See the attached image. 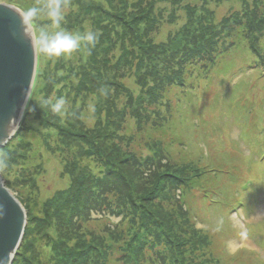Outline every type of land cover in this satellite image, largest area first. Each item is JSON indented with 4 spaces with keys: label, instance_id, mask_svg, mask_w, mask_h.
<instances>
[{
    "label": "rangeland",
    "instance_id": "1",
    "mask_svg": "<svg viewBox=\"0 0 264 264\" xmlns=\"http://www.w3.org/2000/svg\"><path fill=\"white\" fill-rule=\"evenodd\" d=\"M3 1L25 9L44 2ZM156 1L159 8L165 6L159 9V13L156 11L154 14V17H161L164 21L154 29L158 50L181 37L183 29L187 30V34L192 32L189 37L193 39L201 35V31L197 30L199 26L203 27L202 31L208 29L217 33L214 29L219 26L217 22L244 9V0ZM99 2L107 4L106 0H64L67 15L62 26L73 32H82L84 19L88 17L84 10L90 11L104 4ZM256 4L260 10L253 12L258 15L254 27L260 23L264 26V0H249L250 6L254 7ZM190 5L205 6L201 7L205 13L210 10L211 14L214 12L215 23L204 21L199 16L202 20L194 26L197 31L187 27L186 17L193 10ZM79 6L84 7L83 12H79ZM185 8L188 10L184 13ZM69 16L74 17L73 22L72 19L69 21ZM211 16L207 18L213 21ZM169 18H175V23L165 21ZM102 24L107 25L108 20L104 19ZM149 25L150 23L147 27ZM92 28L100 33L99 41L104 40L103 30L98 22L96 28ZM247 28L232 27L226 30L229 35H223L219 45L216 43L210 51L211 55L212 52L214 56L217 54L214 66L209 68L210 64L204 65L210 61L208 54L205 61L199 58L193 60L185 68L182 81L177 85L171 84L160 102L151 104L148 109L147 104L151 99L146 95L147 89L136 87L133 80L126 81L122 86H129L133 90V97L141 98L139 101L142 103L136 105L137 110L142 112L141 105L146 107L143 114H148L154 123L165 125V134L161 136L158 133L156 136L146 135L141 138L134 134V127L131 134L126 135L130 141L133 139L134 144L123 145L140 154L132 157L126 184L120 181H111L108 184L105 173L96 170L99 174L97 178L102 180L92 182L95 188H81L83 193L86 191L85 196H97L98 193L106 191L103 189L98 192L102 183L106 182L109 190L111 187L114 191L117 185L120 188L118 192L111 193L115 199L106 196L99 203L87 201L85 208L78 204L80 207L73 209L71 204L75 202L72 197V203L59 209L56 214L53 210L47 211L44 204L52 200L57 192L71 190L72 170L79 172L81 164L86 162V159L82 160L85 153L84 143L82 140L78 143L75 140L79 138L78 135L87 132L94 119L89 113V105L84 103V96L88 101V95L79 89V74L80 65L85 64L87 58L92 56L90 52L94 47H83L70 57L49 59L39 53L30 97L34 98L35 104L44 107V111H41L39 117V109L35 107L37 111L31 113L33 103L28 105L19 129L7 143L11 142L10 148L14 151L15 147L21 150L25 141L35 140L39 145L33 146L31 153L36 155L31 156V164H18L14 152L5 153L4 150L0 154L4 173L9 176L13 187L18 189V194L30 201L32 213L41 216L45 226L40 234L35 231L37 223L31 226L29 236H24L20 252L23 250L25 254V249L28 248L26 256L36 264H45V260L50 264H70L68 258L72 259L73 253L80 252L83 243L96 244L99 249V244L107 245L102 241L106 239L111 244V250L119 248L120 245L124 251L116 253L118 264H188L195 261L196 264H264V31L261 37L254 39L259 41L260 52L257 56L256 49H249V41L244 38L239 41L235 39L242 32L246 33ZM168 58L165 57L163 62ZM98 60L99 58L96 62L100 63ZM102 65H94L96 72L101 75L104 72ZM151 70L157 75L163 73L157 69ZM58 81L59 83H55ZM50 84H53L52 88L49 87ZM61 96L67 101V111L62 116L53 113L50 105L44 103L49 98L54 102L55 98ZM80 113L78 119L85 121L81 125L76 120ZM24 128L32 130L34 135H28L30 132H24ZM160 136V140L170 143L164 144L168 145L170 151L163 150L157 138ZM118 137L110 135L108 144H118ZM137 139L143 143L137 145ZM120 140H125V136ZM70 142L73 144L71 146L75 145L72 148L76 152L72 158L63 157L59 148L64 146L66 149ZM89 165L95 166L96 163ZM218 169L221 170L220 173H209L204 177L206 181H198L194 188V184L183 186V189L171 184V187L166 185L159 192L162 182L172 183L170 175L186 177L185 180L188 181L192 177L197 178L202 171ZM152 173L157 175L155 179L150 178L154 185L145 186L147 180L142 176L148 178ZM108 177L112 178L111 175ZM4 180L8 178L5 177ZM154 188L158 194V201L155 203L157 207L166 208L168 202H171L173 212H169L175 214L170 217L173 222L185 219V211H189L187 222H190L189 231L193 235L172 237L169 232L168 238L160 240L162 227L149 225L143 228V222L152 224L153 218L144 219L139 215L144 211L140 197ZM89 190L91 191L88 192ZM205 194L211 195L213 202L203 200ZM128 195H132L134 200L129 199ZM30 208L27 205V211ZM81 209L84 211L79 213ZM155 212L157 211L154 210ZM165 215L170 216L168 213ZM47 216L51 221H45ZM29 228L28 224V230ZM50 241L52 244L48 243ZM19 259L14 257L11 264H17Z\"/></svg>",
    "mask_w": 264,
    "mask_h": 264
},
{
    "label": "trees",
    "instance_id": "2",
    "mask_svg": "<svg viewBox=\"0 0 264 264\" xmlns=\"http://www.w3.org/2000/svg\"><path fill=\"white\" fill-rule=\"evenodd\" d=\"M106 1L107 4H105L104 2H99V4L100 3H104V4H100L96 8H92L90 11L88 9L84 10V13L88 14L87 19L86 18L84 19L85 22L90 24L91 27L95 26V28H96V23L98 22V25L103 30L102 37H104V40L101 39V41H98V43L95 45L93 50L90 52L92 56L87 58L85 64L83 63L82 65H80L81 71L79 75L81 80L79 84V89L84 90V93L88 95L89 98L88 101L90 102L88 103V101L85 100L86 98L84 96V103H86V105H89V109L91 110L90 112L89 110H87L86 112H89L90 115H92L94 122L92 126L90 125L88 127L86 133H84L83 135L82 134L78 135L79 138L75 140L77 143L80 142L81 140L83 141L85 153L82 155V160L86 159V162L85 164H81V168L79 169V172L76 171L77 173H75L72 170L73 177L71 182L73 186H71V190L69 191L62 190L57 192L55 195H53L52 200L44 204L46 210L47 211L53 210L54 214H56L59 209H64L65 207H67L68 204H71L72 197L75 202L71 204V207L73 209H75L74 207L78 209V207H80L78 206V204L82 205L85 208L87 201L91 202L93 200L94 202L99 203L100 199L106 196H110L113 197V199H115L113 194L111 195V193H116L120 189L115 184H114L115 185V191H114L111 187L109 190L106 182L104 184L102 183L99 186L98 192L101 190L103 191V189H105L106 191L102 192L101 194L98 193L97 196H95V194L93 196L91 195L85 196V194L87 193L86 191L83 193V190H81V188L82 187L84 188V186L86 187L85 189L95 188L92 182L93 181L97 182L99 180H102V178H97V175L99 176V174L96 173V170L99 173L102 174L105 173L107 180H109L108 184H111V181L113 183L120 181L122 184H126V180L127 181L129 180L127 173L131 171L130 166H132L131 164L133 162L132 157L133 155L137 156V154H140L134 152V150L130 151L127 148H125L126 146L123 145V143L125 144L130 143L131 145L134 144L133 139L130 141V139L126 135L131 134L134 127H136L134 134L141 138H143L146 135L156 136L159 133L162 136L163 134H165V130H166L165 125L158 124L157 122L154 123L151 120V118L148 116V114L147 115L143 114L144 113L143 111L147 110L151 104L154 105L156 103H159L161 98L169 90L171 84L177 85L182 81L185 68H187L188 65L192 63L193 60L199 58L205 61L208 58L207 57L208 54V56L210 57V61L205 63L204 65L208 66V64H210L208 67L209 68L213 67L214 63L217 62V54L214 56L212 52L211 55L210 51L212 50V48L216 43L219 45L221 39L223 38V35H229L226 33V30H230L232 27L233 28L248 27L246 33L240 32L242 35L236 34L237 37L235 39L236 41H239L243 38L246 39V41H249V49L250 50L251 48L256 49L255 55L259 56V52H260L258 48L259 41L256 42L254 39L255 38L257 39L259 36L260 37L262 36L264 31V26H262V24L260 23L259 25H257L258 27L256 26L257 28L254 27L258 15H254L253 12L260 9H258L257 4L254 7L250 6L249 0H244L243 10H240L239 12H235L230 16L224 17L219 22H217V24L219 25L217 26L218 30L216 27L214 28L216 29L217 33H215V31L208 29L202 31L203 27L200 28L199 26L197 27V30L199 29V31H201V35L193 39L192 37H189V34L191 35L192 32L187 34V30L183 29L181 30V37L176 38L174 42L172 41L168 43L167 46H165V48L162 50H158V46L155 43L156 35L154 34V29L164 21H162L161 17H154V14L156 11L159 13V9L165 6H161L159 8L158 1L156 0H106ZM164 1H168V0H164ZM191 7L193 8V10L191 15L186 17L185 25L191 29L193 28L192 29L193 31H197L196 27L194 26L197 23H200L202 19L204 21L207 20V22H214L215 17L213 11L212 14H211V10L205 13L204 9L201 10V7H205V6H201V7L191 6ZM83 8L79 6L78 7L79 12H83L82 10ZM22 9L25 10L24 7H22ZM187 10L188 9L184 10V13ZM144 14H146L145 17L143 16ZM206 15L207 16L212 15L211 17L213 18V21L207 18ZM199 16L202 19L198 18ZM72 18L74 17L69 16L68 17L69 21H71L70 19ZM104 19L108 20L107 25L102 24ZM173 19L171 20L169 18L166 19L165 21L174 24L175 18ZM73 20L74 19H72L71 22H73ZM148 23H150V25L147 27ZM231 34L233 35L234 33L232 32ZM165 57H169V58L167 59V61L163 62V59ZM97 58H99L98 61L104 65V66L102 65V67L104 68V72L102 73L103 76L100 73H97L96 68L94 67V65L100 64L96 62ZM151 69H155V70L157 69L159 71H162L163 73L157 75V73ZM148 73H150L151 75H149ZM128 80H133L134 84L138 88L147 89L146 95H148V98L151 100H149L147 104L148 105L147 109L146 107H143V105H141L142 112L141 110H137L136 108V105L142 103V101L141 102L139 101L141 98L140 97L134 98L133 90L129 86H122ZM55 83H59V81ZM52 85L53 84H50L49 87L52 88ZM33 99L31 96L28 102V105H31L33 103L32 104L33 110L31 111V113L36 112L37 111L36 108H38L39 109L38 116L40 117L41 116L40 113L41 111L42 112L44 111V107L41 108L39 104H35L33 102ZM45 105L47 104L45 103ZM139 112H141V114L138 116ZM80 116L81 113L80 115H78L76 119L79 125L85 122L84 119L83 120L78 119L80 118ZM24 132H30L28 135H32V136L34 135L32 133L33 131L30 130L29 128L27 129L24 128ZM110 135L119 136L118 140L120 142L114 145L113 143H111L112 145L108 144V139ZM123 136H125V140L122 141L120 139ZM161 136L157 137L160 141L161 147L163 146V150L167 152L170 151L168 148V145L170 143L166 142L165 140H160ZM27 139H29V137H27ZM137 140H138L137 145L143 143L142 140L139 139ZM165 143H168V145H164ZM10 144L11 142L9 144H6L4 147H2L0 149V154L4 150L6 151L5 153L14 152L15 155L17 156L18 164H31L30 163V160L32 159L31 156L36 155L31 153V149L34 148L33 146L36 147L37 145H39L35 140L25 141V143H23L24 146L21 150H19L18 147H15L14 149L16 150L13 151L10 148ZM20 145L22 147V144ZM71 145H73L72 142H70L69 146L67 145L66 149L64 146L62 148H59L60 151H62L63 157L72 158V155H74L76 150L72 148L75 147V145L74 146ZM77 147L80 146L77 145ZM18 150L20 152H18ZM92 163H96V165L90 166L89 164ZM1 165L2 164H0V167ZM173 165H177V164H173ZM97 166L98 169H96ZM89 169H91L90 174H88ZM215 171L212 170L202 171L200 172L197 178L192 177L188 181L185 180L186 177H181L178 175H174V176L170 175V178L172 179L171 181L172 183H170L169 181H167L166 183L160 182L162 188L159 192L163 191L166 185H169L171 187V184L173 186L176 185L177 186L176 188L178 189H183V186L186 185L191 186V184H194L192 185V188H194L195 185H197L196 183L198 181L201 182L202 180H205L204 177H206L209 173L221 172V170L219 169ZM0 173L4 179L5 177L8 178V180H5L6 186L13 191L16 190L13 187V184L9 179V176L6 175L4 172H0ZM179 173L183 174V172H179ZM108 175H111L112 178H109ZM156 176H157L156 173H152L148 178L146 176H142L144 180H147L145 186L146 185L153 186L154 182H152L150 178L153 177L152 179H155ZM158 179L161 180L160 178ZM89 184L91 185L89 186ZM74 189H77V191L74 192ZM144 189L146 190V187ZM90 191L91 190H89L88 192ZM156 191H157L156 188H154L151 191H146L147 193H145L143 196L140 197L143 203L142 207L144 211L142 212V214L140 213L139 215H141L144 219L153 218L152 224L146 223L144 221L143 228L149 225L162 227L163 229H161L159 233L160 240H165L166 238H168L169 232L172 237L184 236V234L193 235L189 231L190 222H187L188 221L187 217H189L188 216L189 211L188 213L185 211V216H184L185 219L181 218V220H179L178 222L176 223L173 222L170 219V217L171 215L175 216V214L171 213L173 212V206L171 205V202L170 203L168 202L166 208L162 206L157 207V204H155L158 201L156 199L158 196ZM18 196L19 198L18 197L17 198L20 201L23 200V203L28 205L30 208V201L22 197L20 194H18ZM128 197L129 199L134 200V198H132V195H128ZM203 200H208L213 202V200L211 199V195L209 196L208 194L204 195ZM181 206H182V201H181ZM32 209L33 208L31 207L27 211V217H28L27 225L29 224L30 227L29 230H28V226L25 229L24 234L25 236L27 235V237L30 234L31 226H33L35 223H37L35 231L38 232L39 234L42 233L45 227L44 222L42 220L43 218L37 215V213H32ZM154 210L157 211L155 212L157 214L154 213ZM169 210H171V212H169ZM80 211H84V209L79 210V213ZM39 212L40 211L38 210V213ZM165 213H168L170 216H166ZM44 219L45 221L46 220L51 221V218H49L48 216L45 217ZM141 231L142 230H138V232ZM172 231H174L173 235H172ZM145 234H147L146 231ZM80 236L82 235L80 234ZM108 236L110 237L111 235ZM147 236L148 234L146 235V237ZM112 239L114 240V238ZM102 241L105 242L107 245L99 244V249L96 248V244L87 245V243L85 244L83 243L81 251L76 254L73 253L72 259L70 257L68 258L69 263L70 264H118L119 258L116 253L117 252L124 253V251L121 249L122 247L119 245V248L118 247L116 249L112 248L111 250V248L109 247L111 244H109L106 239ZM48 243L52 244V241ZM107 246H108V250H107ZM27 252H28V248L27 250L25 249V254L23 250L21 252L19 251V249L17 250L16 254L18 256V259L20 258L19 260H17V264H36L33 260H31L28 256H26ZM105 253H107V255ZM127 254L129 255V253ZM45 262H46L45 264H50L49 261L47 262L45 260ZM196 263L197 262L195 261V262H189L188 264H196ZM53 264H57V263H53Z\"/></svg>",
    "mask_w": 264,
    "mask_h": 264
},
{
    "label": "water",
    "instance_id": "3",
    "mask_svg": "<svg viewBox=\"0 0 264 264\" xmlns=\"http://www.w3.org/2000/svg\"><path fill=\"white\" fill-rule=\"evenodd\" d=\"M23 11L0 0V149L25 118L37 72L39 53L25 34ZM17 197L18 189H9L0 173V264H11L18 257L28 226L27 205Z\"/></svg>",
    "mask_w": 264,
    "mask_h": 264
},
{
    "label": "clouds",
    "instance_id": "4",
    "mask_svg": "<svg viewBox=\"0 0 264 264\" xmlns=\"http://www.w3.org/2000/svg\"><path fill=\"white\" fill-rule=\"evenodd\" d=\"M67 15V5L64 0H44L20 13L21 23L25 34L31 40L36 52L45 58L70 57L83 47H95L99 41L100 33L94 30L87 22L84 30L70 31L62 25ZM47 22H43V21ZM50 105L51 111L64 115L67 111V101L61 96L45 101Z\"/></svg>",
    "mask_w": 264,
    "mask_h": 264
},
{
    "label": "bare ground",
    "instance_id": "5",
    "mask_svg": "<svg viewBox=\"0 0 264 264\" xmlns=\"http://www.w3.org/2000/svg\"><path fill=\"white\" fill-rule=\"evenodd\" d=\"M4 184L6 185L5 180H4Z\"/></svg>",
    "mask_w": 264,
    "mask_h": 264
}]
</instances>
